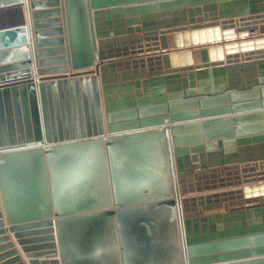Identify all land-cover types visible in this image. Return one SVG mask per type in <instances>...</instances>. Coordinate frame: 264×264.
Instances as JSON below:
<instances>
[{
	"label": "water",
	"instance_id": "water-1",
	"mask_svg": "<svg viewBox=\"0 0 264 264\" xmlns=\"http://www.w3.org/2000/svg\"><path fill=\"white\" fill-rule=\"evenodd\" d=\"M262 12L0 0V264H264Z\"/></svg>",
	"mask_w": 264,
	"mask_h": 264
},
{
	"label": "crops",
	"instance_id": "crops-1",
	"mask_svg": "<svg viewBox=\"0 0 264 264\" xmlns=\"http://www.w3.org/2000/svg\"><path fill=\"white\" fill-rule=\"evenodd\" d=\"M245 1H247V0H245ZM262 4V3H261ZM123 7H125V6H118V9H123ZM198 7H200V6H198ZM107 9H110V8H107ZM257 16H263L264 15V12H262V14H256ZM201 17V16H200ZM251 17V16H250ZM124 16L123 17H121V21H122V27H123V29H125V26H124V24H123V22H124ZM234 20H236V18H232L231 19V21H234ZM250 35H255V36H257L258 35V32L257 31H254L253 33H248L247 34V36H250ZM57 76H62V75H57ZM48 77H54V76H43V77H41V78H48ZM4 229H6V227H4ZM13 245V244H12ZM13 247H14V249L15 250H17V246H15V245H13Z\"/></svg>",
	"mask_w": 264,
	"mask_h": 264
}]
</instances>
